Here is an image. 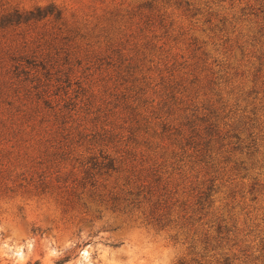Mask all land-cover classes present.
Here are the masks:
<instances>
[{"label": "rangeland", "instance_id": "1", "mask_svg": "<svg viewBox=\"0 0 264 264\" xmlns=\"http://www.w3.org/2000/svg\"><path fill=\"white\" fill-rule=\"evenodd\" d=\"M50 3L60 18L23 20ZM165 83L192 111L255 138L262 167L217 180L213 206L236 226L219 252L264 264V0H0V264L190 261L183 236L111 210L82 185L97 126L113 133L111 152L131 142L134 164L160 152L130 137L127 118L133 107L152 112Z\"/></svg>", "mask_w": 264, "mask_h": 264}, {"label": "trees", "instance_id": "2", "mask_svg": "<svg viewBox=\"0 0 264 264\" xmlns=\"http://www.w3.org/2000/svg\"><path fill=\"white\" fill-rule=\"evenodd\" d=\"M35 10L37 13L30 11V16L23 20L48 14L61 16V11L52 3ZM20 19L19 16L15 21ZM172 86L170 83L162 86L158 92L161 100L152 112L149 107L142 111L139 106L133 107L127 118L132 123L130 137L145 135L143 140L150 144L148 148L153 146L160 152L153 150L151 158L141 157L140 163L134 164L131 157L136 156V151L129 146L131 142L125 140L123 144L127 146L126 153L120 146L111 152L104 140L109 131L105 126H97L98 131L90 135L89 142L99 147V152H91L81 163L85 168L82 185L89 184L90 195H97L111 210L137 214L147 227L172 231L169 238L175 241L183 236L193 257L189 262L181 260L178 264H234V254L219 252L224 243L236 239V226L230 227L231 220L217 214L218 208L213 206V195L218 189L215 182L228 172L235 171L245 177L248 172L262 167L255 159L256 140L251 134L241 138L231 123H222V118H217L218 114L199 115L192 111ZM88 106L90 110L93 107L91 103ZM162 109H165V117L161 115ZM175 112L177 115L173 114ZM152 119L159 121L155 123ZM109 133L112 138L113 133ZM112 174L114 185L107 186L105 181ZM258 176L259 172L251 176V189ZM185 183L189 185L182 186ZM260 243V255L264 258V237ZM212 251L214 254L209 255ZM28 264L41 262L35 260Z\"/></svg>", "mask_w": 264, "mask_h": 264}]
</instances>
